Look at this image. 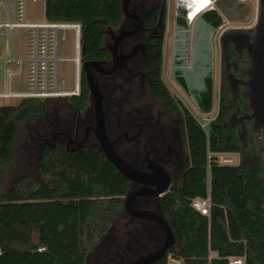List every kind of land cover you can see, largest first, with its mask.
<instances>
[{"label":"flooded vegetation","instance_id":"af4514ba","mask_svg":"<svg viewBox=\"0 0 264 264\" xmlns=\"http://www.w3.org/2000/svg\"><path fill=\"white\" fill-rule=\"evenodd\" d=\"M180 1L172 13L170 0H103L107 13L113 2L118 13L100 20L102 55L88 61L103 96L107 134L122 158L149 177L154 185H148L151 191L162 187L158 178L163 174L171 180L170 190L183 179L191 164L188 121L192 117L202 124L171 88L177 109L150 90L148 45L161 37L166 41L168 35L172 38L171 77L198 114L214 110L217 92L216 114L203 128L209 132L213 124L221 126L217 155L239 157L236 165L224 166L243 165L251 152L259 154L264 166V0H212L209 9L203 6L211 0ZM83 78L89 105L76 111L66 102L64 111L34 120L37 126L25 125L31 139L28 151L38 149L41 157L42 150L58 144L70 152L83 147L102 151L94 102L81 66L80 95ZM145 187L130 184L129 191ZM161 198H138L134 208L161 214ZM122 215L128 223L120 226L124 218L120 215L113 219L86 264H128L164 244L165 235L155 221L134 218L125 207Z\"/></svg>","mask_w":264,"mask_h":264},{"label":"trees","instance_id":"16d2710c","mask_svg":"<svg viewBox=\"0 0 264 264\" xmlns=\"http://www.w3.org/2000/svg\"><path fill=\"white\" fill-rule=\"evenodd\" d=\"M115 5L111 3L107 13L103 0H46V18L82 26V59L88 62L102 55L100 20L116 17ZM164 45L163 37L149 42L147 79L154 97L177 109L164 80ZM49 101L70 102L74 110H84L89 105L86 79L80 96L27 98L16 106L0 107V174L14 162L20 125L47 118ZM222 130L213 124L206 132L198 121L189 119L190 167L161 198L162 214L176 242L154 264H168L170 255L182 264H227L231 257H246L247 264L264 262L263 162L251 152L250 160L238 167L218 164ZM34 152H26L27 158L37 166L41 179L24 176L7 189L0 177V264H86L113 219L122 216L130 182L93 147L70 152L58 144L46 147L41 157L38 149ZM209 195L210 218L192 207L194 199ZM211 251L218 255L212 261Z\"/></svg>","mask_w":264,"mask_h":264},{"label":"built area","instance_id":"2783aa9c","mask_svg":"<svg viewBox=\"0 0 264 264\" xmlns=\"http://www.w3.org/2000/svg\"><path fill=\"white\" fill-rule=\"evenodd\" d=\"M242 2L254 0H241ZM212 3V0H211ZM27 0L0 1V37L7 38L6 48L0 50V78L5 79V92H0V99H60L80 96V74L82 66L81 36L82 26L77 23L30 24L27 22ZM5 13V17L3 16ZM27 28L33 31L32 58L30 61L29 82L31 92H16L15 79L25 73L26 60L16 54L14 44L15 30ZM75 31V57L62 59L59 57L60 32ZM63 40L65 37H62ZM63 60L75 64V88L69 91L61 86L59 63ZM62 84H65L64 81ZM204 127V124H201ZM192 207L202 216L211 217L212 198H196ZM40 252L45 251L41 248ZM3 250L0 247V256ZM217 253L211 251L209 260L217 258ZM227 264H247L246 257H231ZM168 264H182L181 260L170 255Z\"/></svg>","mask_w":264,"mask_h":264},{"label":"rangeland","instance_id":"374dc122","mask_svg":"<svg viewBox=\"0 0 264 264\" xmlns=\"http://www.w3.org/2000/svg\"><path fill=\"white\" fill-rule=\"evenodd\" d=\"M3 2H10V0H0ZM170 12H174L178 3V0H170ZM203 2L205 0H202ZM197 3L199 1L192 0ZM207 9L212 5L211 1H206ZM27 22L30 24H41L48 22L46 18V0H27ZM202 7V8H203ZM5 17V13H3ZM65 37L63 40L62 37ZM32 43H33V31L27 28L15 30L14 44L16 47V54L26 60L25 62V73L21 77L15 79L14 90L16 92H31V85L29 82L30 75V61L32 58ZM7 44L6 37H0V50L5 49ZM172 38L170 35L166 37L165 41V71L164 80L169 88L180 97L185 99L186 105L199 116V121L207 125L209 120L213 119L216 114L217 106V92L215 93V107L210 113L201 114L195 110L193 105L190 104L189 100L185 98L180 88L173 81L170 74V66L172 61ZM59 57L62 59H72L75 57V31L66 30L60 32L59 41ZM59 77L61 86L65 89L72 91L75 88V64L71 61L63 60L59 63ZM64 81L65 84H62ZM0 92H5V79L0 78ZM22 99H0V107L3 106H16L21 102ZM66 105L64 101H49L45 105L46 112L54 114L56 111H64ZM31 127L37 126L36 121L29 122ZM31 142L28 137V127L20 125L18 143L14 151V162L13 164L5 167L0 174V177L4 179L6 188H10L15 182L19 181L24 176H33L37 179H41L37 172V166L29 163L26 152L28 151L27 145ZM217 156L218 164L220 165H236L240 162L239 157L232 154H219ZM181 177L177 183L181 182ZM123 216V215H122ZM124 217V216H123ZM128 218L124 217L121 219V225L128 223ZM122 236V235H121Z\"/></svg>","mask_w":264,"mask_h":264},{"label":"water","instance_id":"95a60500","mask_svg":"<svg viewBox=\"0 0 264 264\" xmlns=\"http://www.w3.org/2000/svg\"><path fill=\"white\" fill-rule=\"evenodd\" d=\"M91 65L93 64L90 62H83L82 70L87 76L88 84L91 90V98L94 102V109L99 129L97 133V138L101 144V149L107 159L130 182L131 185L144 184L146 186L145 189L143 188L144 190L128 192L124 201L126 213L134 218L155 221L160 226L165 235V242L159 250L128 264H154L165 258L169 250L175 244L176 237L171 226L166 221L162 213L157 214L151 211H139L134 208V205L138 198L157 197L160 199L161 197H164L170 191L171 180L168 178L167 175L163 174L161 177L158 178L160 183H163L162 187L158 186V189H156L155 191H151L150 189H148V185L153 184L147 180V178L149 177H147L146 174L141 173L140 171L136 170L133 166H131L127 161L122 158V156L115 149L114 143L111 141L107 134L105 125L103 96L99 86L96 84L94 78L90 74ZM44 150H42V153Z\"/></svg>","mask_w":264,"mask_h":264},{"label":"bare ground","instance_id":"6f19581e","mask_svg":"<svg viewBox=\"0 0 264 264\" xmlns=\"http://www.w3.org/2000/svg\"><path fill=\"white\" fill-rule=\"evenodd\" d=\"M179 1H180V0H179ZM181 1L185 2V1H190V0H181ZM181 1H180V2H181ZM181 3H182V2H181ZM188 3H189V2H188ZM192 3H194V2H192ZM188 9H189V8H188Z\"/></svg>","mask_w":264,"mask_h":264}]
</instances>
